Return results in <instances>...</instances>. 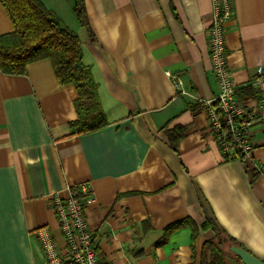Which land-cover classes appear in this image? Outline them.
I'll return each instance as SVG.
<instances>
[{
    "label": "crops",
    "instance_id": "crops-1",
    "mask_svg": "<svg viewBox=\"0 0 264 264\" xmlns=\"http://www.w3.org/2000/svg\"><path fill=\"white\" fill-rule=\"evenodd\" d=\"M40 1L78 34L108 123L75 131L78 91L60 82L48 58L24 74L0 70V264H49L41 228L66 256L55 199L83 183L100 264H201L217 231L264 261V127H251L243 162L226 160L209 126L206 101L215 105L219 92L211 0H83L85 22L78 0ZM234 4L228 65L239 99L254 102L264 0ZM13 31L0 1V36ZM179 135L175 151L170 141ZM224 262L244 264L231 251Z\"/></svg>",
    "mask_w": 264,
    "mask_h": 264
},
{
    "label": "built area",
    "instance_id": "built-area-1",
    "mask_svg": "<svg viewBox=\"0 0 264 264\" xmlns=\"http://www.w3.org/2000/svg\"><path fill=\"white\" fill-rule=\"evenodd\" d=\"M212 23L208 31L211 68L217 79L219 92L215 105L209 106V126L217 137L226 156L232 154L233 145L249 157L251 150V127L261 123L264 127V72L254 79L252 86L257 99L254 102L241 101L238 88L228 65L226 44V23L235 15L234 0H211ZM176 89L183 91L182 80L166 71ZM69 197L65 200L56 196L55 210L64 235L66 256H62L58 244L48 228L38 230L41 245L49 264H100L97 255V241L86 220L82 193L87 192V184L68 186ZM88 196L85 201L91 202Z\"/></svg>",
    "mask_w": 264,
    "mask_h": 264
},
{
    "label": "trees",
    "instance_id": "trees-1",
    "mask_svg": "<svg viewBox=\"0 0 264 264\" xmlns=\"http://www.w3.org/2000/svg\"><path fill=\"white\" fill-rule=\"evenodd\" d=\"M0 1L14 25L13 32L0 36V70L7 74H24L32 62L50 59L60 82L73 83L78 91V119L72 124L75 131L87 133L104 127L108 121L91 70L82 61L78 34L69 29L40 0ZM76 12L80 21L85 22L83 0H78ZM241 97L243 94H240ZM181 137L171 138V146L175 151ZM230 159L246 162L245 155L234 145L232 154L226 156V160ZM231 245H237L236 241L217 231L216 238L204 245L201 264H225L224 255L230 251Z\"/></svg>",
    "mask_w": 264,
    "mask_h": 264
},
{
    "label": "water",
    "instance_id": "water-1",
    "mask_svg": "<svg viewBox=\"0 0 264 264\" xmlns=\"http://www.w3.org/2000/svg\"><path fill=\"white\" fill-rule=\"evenodd\" d=\"M230 251L237 255L244 264H264V261L240 245H231Z\"/></svg>",
    "mask_w": 264,
    "mask_h": 264
}]
</instances>
